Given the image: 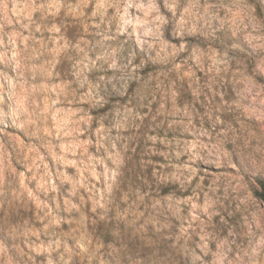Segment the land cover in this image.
Here are the masks:
<instances>
[{"label":"rangeland","instance_id":"1","mask_svg":"<svg viewBox=\"0 0 264 264\" xmlns=\"http://www.w3.org/2000/svg\"><path fill=\"white\" fill-rule=\"evenodd\" d=\"M153 4L185 51L101 82ZM258 181L264 0H0V264H264Z\"/></svg>","mask_w":264,"mask_h":264},{"label":"clouds","instance_id":"2","mask_svg":"<svg viewBox=\"0 0 264 264\" xmlns=\"http://www.w3.org/2000/svg\"><path fill=\"white\" fill-rule=\"evenodd\" d=\"M167 3V0H166ZM132 7L133 5H128ZM143 9L145 5H136ZM151 11L155 15L149 19L146 14L144 20H138L133 22L132 20H125L123 24L117 29V33L126 32L127 39L123 41H117L116 46H109L105 50L97 55L95 61H89L92 68H96L100 72H107L109 69L113 71L111 77L100 76L101 82H111L113 80L123 81L125 84L129 80H139L140 77L137 73L138 68H143L145 66V60H141L139 64H134L137 57V52L135 51V45H139L141 52L147 53L148 60H172L174 62L175 57L185 51L184 45L181 44L179 48L169 45L165 40H163V26L168 23V21L159 14L156 6H149ZM129 28L131 30H129ZM196 29L188 30H176L173 32V36L179 37L181 40L185 36L195 35ZM116 39L115 37H109L104 35V40ZM100 47H104L103 42H98ZM125 45H128V54L124 55ZM155 52V56L152 53ZM105 65L107 67H105ZM93 93L87 96V99L92 101L95 105L103 106L107 101L104 97L99 95L98 91H95L99 85H93Z\"/></svg>","mask_w":264,"mask_h":264},{"label":"trees","instance_id":"3","mask_svg":"<svg viewBox=\"0 0 264 264\" xmlns=\"http://www.w3.org/2000/svg\"><path fill=\"white\" fill-rule=\"evenodd\" d=\"M255 196L264 203V181H258V189L255 191Z\"/></svg>","mask_w":264,"mask_h":264}]
</instances>
